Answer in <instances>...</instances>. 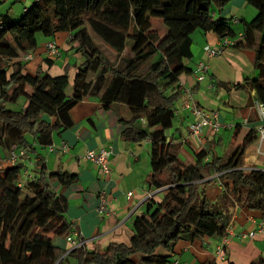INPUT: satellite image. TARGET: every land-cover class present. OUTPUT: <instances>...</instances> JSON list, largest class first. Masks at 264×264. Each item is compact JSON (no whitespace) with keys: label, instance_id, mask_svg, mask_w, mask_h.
I'll list each match as a JSON object with an SVG mask.
<instances>
[{"label":"trees","instance_id":"1","mask_svg":"<svg viewBox=\"0 0 264 264\" xmlns=\"http://www.w3.org/2000/svg\"><path fill=\"white\" fill-rule=\"evenodd\" d=\"M231 1L37 0L18 18L0 12V264H64L67 251L54 238L67 239L73 233L63 192L79 177L69 172L48 174L39 150L54 146V134L74 126L72 110L91 97L129 108L132 119L123 137L149 141V185L164 197L159 203L155 196L147 200L145 214L133 223L129 245L111 244L105 251L76 249L69 256L77 264H172L179 241L224 240L227 225L219 212L210 209L206 197L207 173L219 175L226 196L234 200L241 190L246 191V207L264 215V171L242 170L247 149L258 140L256 130L236 146L237 131L228 158L221 162L213 157L208 163L211 152L206 150L195 153L194 161L182 160L181 144L169 142L166 135L184 96L180 82L194 73L190 63L192 36L197 31L214 33L222 41L231 39L234 47L252 54L254 77L219 85L249 94L250 106L254 90L264 103V0H245L257 15L245 22L242 38L232 20L215 17ZM6 2L0 0V8ZM153 19L163 21L164 36L153 31ZM59 33L70 34L86 57L71 96L66 93L70 84L66 74H32L22 61L38 48L39 34L51 39ZM90 33L114 50L116 61L103 56ZM16 149L28 150V161L3 162ZM32 156L37 157L34 164L39 171L32 169ZM26 170L33 177L26 178ZM52 181L62 187L61 193L54 190Z\"/></svg>","mask_w":264,"mask_h":264},{"label":"crops","instance_id":"2","mask_svg":"<svg viewBox=\"0 0 264 264\" xmlns=\"http://www.w3.org/2000/svg\"><path fill=\"white\" fill-rule=\"evenodd\" d=\"M9 1L7 0L6 3ZM20 1L16 0V2ZM36 1L27 0L22 14ZM10 9L12 10V8ZM10 13L12 12L7 14L14 19V15ZM256 15L257 10L247 4L245 0H232L221 12H215L216 18L232 20L233 29L239 36L244 31L245 22L252 21ZM197 32L192 36L193 59L190 65L192 69H195L199 61L206 62L209 66L208 78L202 83L197 82L194 74L182 78L180 86L184 90V96L177 105L176 121L172 129L166 132V135L169 142L181 144L180 158L191 161H194L195 153L203 150L210 151L213 157L219 158L215 154V148L217 144H223L228 139V152L220 158L223 162L234 150L233 140L236 132H240L236 141L237 146L241 144L248 132L256 130L260 123L250 106L249 94L244 91H227L219 83L229 85L243 83L246 77H254L256 71L252 54L245 53L234 46L226 47L221 57L208 58L204 48L206 46L220 47L222 39L214 33ZM43 38L45 37L43 36ZM49 41H55L59 46L61 51L59 58H48L45 45ZM77 46L72 42L71 35L67 33H59L51 39L45 38L41 41L40 46L38 42V48L33 52L34 61L26 64L27 70L32 74L42 71L51 75L49 71L53 69L55 62L63 58L66 50L75 58L69 59L75 63L73 64L76 71L75 80L79 67L85 62L78 58V55L82 53L77 50ZM116 56L115 54L113 57ZM48 60L52 63L49 64ZM42 61H44L43 64L48 65L47 68L42 64ZM33 62H37V64ZM72 84L70 83L66 90L68 96L72 95V93H68L69 89L73 91ZM186 88L193 90L194 101L198 106L209 112L217 111L219 113L218 121L221 129L218 134L212 133L210 128H206L198 137L189 132V126L196 119L190 111L184 109L187 100ZM251 96L255 98L254 90H252ZM72 118L74 120L72 128L54 134V151L39 150L45 158L48 174L69 172L77 174L79 177L78 182L63 192L69 202L66 218L73 224V232H77L85 241L84 249L88 251H105L111 244L129 245L135 219L145 214L147 210L148 195L153 194L154 201L158 203L164 197V193L152 190L149 185L152 174L150 143L147 140L132 142L124 139L123 134L129 127L128 122L132 119L129 108L124 104L107 105L102 103L99 98L91 97L72 110ZM62 142L68 145L67 152L60 150L59 146ZM103 147L112 149V174L107 177L85 160L87 151ZM249 150L248 148L246 151L245 166H257L259 169L260 160H257L255 151L253 155L247 154ZM32 158V164H34L37 157L32 156ZM209 159L205 162H211ZM32 169L39 171L35 164L32 165ZM214 176L213 173L208 174L205 181L210 180L208 184L213 182L222 188L218 181L211 180ZM52 186L57 193L62 192V187L55 181H52ZM101 192H105L114 201V214L110 217L100 215L97 211ZM131 192L133 196L128 198L127 195ZM229 200L228 216H222L223 222L227 225L226 262L230 264H264V231L260 230V226L262 224L264 226L263 213L253 212L248 208L235 207L236 199L229 197ZM251 233H255L252 238L249 236ZM222 241V238L179 241L172 254V264H209L214 262L216 261V247ZM54 243L67 252L70 250V245L65 238H54ZM160 252L166 254L164 251ZM74 259L71 256H66L64 264H77V260Z\"/></svg>","mask_w":264,"mask_h":264},{"label":"built area","instance_id":"3","mask_svg":"<svg viewBox=\"0 0 264 264\" xmlns=\"http://www.w3.org/2000/svg\"><path fill=\"white\" fill-rule=\"evenodd\" d=\"M243 36L240 35V38ZM235 41L231 39H224L221 42L220 47H211V46H206L204 48L205 54L207 55L208 58H217L221 57L224 54V50L228 46H234ZM46 49V54L48 55V58L50 59H57L61 56V51L59 46L55 41H49L45 45ZM34 59V53L33 52H28L26 53L22 61L24 63H29ZM209 72V66L206 62L203 60L199 61L196 64V67L194 69V75L196 77V80L198 83L204 82L208 78V73ZM185 96H186V101L184 104V109L190 111V113L193 115V117L196 119L195 122L189 126V132L193 136H199L201 135L206 128H210L214 134H218L221 125L218 121V116L219 113L217 111H212L209 112L205 109H202L200 106L196 104L194 101V92L192 89H185ZM252 108L256 114V117L259 121V126L256 129L257 134H258V146L255 149V156L257 158H262L264 159V103L261 102L258 98H254L253 100V105ZM145 128L146 125H143ZM68 145L65 142H62L60 144V149L63 152L68 151ZM49 151L52 152L54 151V146H50ZM28 150L26 149H19V150H13L10 152L9 156L3 160L6 164L9 165H14L16 164L20 158H25L28 161L29 155H28ZM111 156H112V149L109 147H103L100 149L96 150H89L85 154V160L91 163L94 167L100 170L103 176L107 177L112 174V161H111ZM244 172L249 173L254 170H258L254 166H245L242 169ZM24 176L27 178L33 177L31 173L26 170L24 172ZM219 175H215L211 180H216L218 181V184L221 186L219 180ZM128 198H131L133 196V193H128ZM154 195L149 194L147 197V200L151 199ZM114 201L108 197V195L105 192L100 193L99 197V206H98V213L100 215H103L105 217H110L111 215L114 214V209H113ZM260 230L264 231V226L263 224L260 226ZM255 233H251L249 236L252 238L254 237ZM227 239L225 238L220 245L216 247L215 250V255H216V264H226V253H225V247H226V241ZM66 241L70 245V250L66 253V256H69V254L79 248H84L86 243L85 241L80 237V235L77 232L71 233Z\"/></svg>","mask_w":264,"mask_h":264},{"label":"rangeland","instance_id":"4","mask_svg":"<svg viewBox=\"0 0 264 264\" xmlns=\"http://www.w3.org/2000/svg\"><path fill=\"white\" fill-rule=\"evenodd\" d=\"M26 1L27 0H21L20 2H16V0H10L8 3H5L2 5V7L0 8V12L2 14H7L8 12H12L10 14L14 15L13 17L18 18L22 15V11H23L24 6L26 5ZM10 8H12V10ZM153 31L158 32L161 36H164L166 34L167 29H166V27L163 24V21L161 19H153ZM197 33L198 32H196V34ZM90 34H91V38H92L93 42L95 43L97 48L101 51L103 56L106 59H108L111 63L116 61V57H113L116 54L114 52V50L112 48H110L107 44H105L99 37H97L93 33H90ZM43 39H45V38H43V36L41 34H39L38 35L39 46H40V43ZM34 58H35V55H34ZM78 58L82 59L84 61L86 59L85 55H82V54H79ZM69 59L73 60L75 58H74V56L70 55L68 53V51L65 50L63 58H61L60 61L55 62L53 69H51V71H49V73L53 76H59V75L66 74L69 78L70 83L72 84L74 82V76H75L76 71L74 70V67H73V64H75V63L71 62ZM33 61H34V59H33ZM69 61H70V64H69ZM43 62L44 61H42V64H43ZM33 63L37 64V62H33ZM43 65L46 68L48 67V65L46 63ZM77 66H78V64L76 65V68H77ZM68 91H69L68 93L73 94V91L71 89H69ZM24 101L25 100L22 99L20 101L21 102L20 104H24ZM226 140L227 141H225V143H223V144H217V146L215 148V154H217L219 156V158H222L228 152L229 140L228 139H226ZM257 146H258V142L255 141L252 145L249 146L250 150L248 151L247 154L253 155ZM209 158L211 160L213 159L212 153L209 155ZM257 160H260L259 169L264 171V159L257 158ZM249 162L250 161L248 160V163ZM250 167H252V166H250ZM254 167L258 169L257 166H254ZM22 173H23V169L21 171V174ZM207 175H208V173L206 174V176ZM204 188H205L206 196H207L208 200L210 201V209L212 211L219 212L223 217L228 216L227 210L229 208L228 206L230 205V202H228V201H230V200H229V196H226V191L223 188H220L218 185H216L213 182L211 184L206 185ZM246 200H247V192L241 190L240 193L238 194L236 201H235V207L237 206L238 208L243 207V208L247 209V207L245 206Z\"/></svg>","mask_w":264,"mask_h":264}]
</instances>
